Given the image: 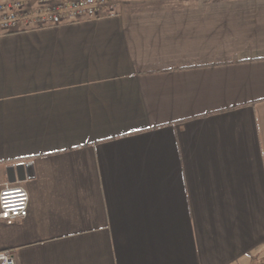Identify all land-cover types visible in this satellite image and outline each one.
<instances>
[{
    "label": "crops",
    "instance_id": "0c3cea01",
    "mask_svg": "<svg viewBox=\"0 0 264 264\" xmlns=\"http://www.w3.org/2000/svg\"><path fill=\"white\" fill-rule=\"evenodd\" d=\"M5 185L16 264H264V0L0 33Z\"/></svg>",
    "mask_w": 264,
    "mask_h": 264
},
{
    "label": "built area",
    "instance_id": "2783aa9c",
    "mask_svg": "<svg viewBox=\"0 0 264 264\" xmlns=\"http://www.w3.org/2000/svg\"><path fill=\"white\" fill-rule=\"evenodd\" d=\"M119 0H4L0 2V33L54 27L115 14ZM29 194L22 186L0 189V219L12 222L28 214ZM0 264H16L0 252Z\"/></svg>",
    "mask_w": 264,
    "mask_h": 264
},
{
    "label": "water",
    "instance_id": "95a60500",
    "mask_svg": "<svg viewBox=\"0 0 264 264\" xmlns=\"http://www.w3.org/2000/svg\"><path fill=\"white\" fill-rule=\"evenodd\" d=\"M21 169H23V166H18V167L16 168V174H17V175H19ZM13 171H14V170L11 169V173H12V174L14 173ZM27 171H28V169H27V167H25V168H24V172H23V178L26 177L25 175H27ZM23 178H22V179H23Z\"/></svg>",
    "mask_w": 264,
    "mask_h": 264
}]
</instances>
